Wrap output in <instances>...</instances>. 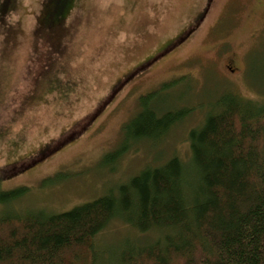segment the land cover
<instances>
[{
    "label": "rangeland",
    "instance_id": "rangeland-1",
    "mask_svg": "<svg viewBox=\"0 0 264 264\" xmlns=\"http://www.w3.org/2000/svg\"><path fill=\"white\" fill-rule=\"evenodd\" d=\"M3 1L1 189L27 191L0 204V217L65 212L145 166L186 160L188 132L226 92L264 101V0H0V7ZM187 32L182 45H168ZM170 81L177 82L160 93L157 107L187 106L191 114L157 143L143 141L115 163L103 161L139 111L138 99ZM40 152L47 154L29 165ZM132 234L113 220L97 244Z\"/></svg>",
    "mask_w": 264,
    "mask_h": 264
},
{
    "label": "trees",
    "instance_id": "trees-1",
    "mask_svg": "<svg viewBox=\"0 0 264 264\" xmlns=\"http://www.w3.org/2000/svg\"><path fill=\"white\" fill-rule=\"evenodd\" d=\"M176 82L138 99L139 111L103 161L115 163L140 142L157 143L191 114L187 106L157 107L160 93ZM211 106L188 132L186 160L171 156L145 166L65 212H5L0 264H264V101L226 92ZM5 178L0 170V204H13L27 189L2 190ZM113 220L132 236L98 245ZM145 234L155 237L138 239Z\"/></svg>",
    "mask_w": 264,
    "mask_h": 264
},
{
    "label": "flooded vegetation",
    "instance_id": "flooded-vegetation-1",
    "mask_svg": "<svg viewBox=\"0 0 264 264\" xmlns=\"http://www.w3.org/2000/svg\"><path fill=\"white\" fill-rule=\"evenodd\" d=\"M200 17H201V14H199V17H197V19ZM197 19H195V20H197ZM195 27H196V25H195ZM190 30H192V29H190ZM190 34H191L190 32L189 33L187 32L184 35H180L172 43H170L168 45H182L188 39L187 37H189ZM175 42H176V44H175ZM150 59H152V58H150ZM150 59H148V60H150ZM148 60H146V61H148ZM229 60H231V58ZM142 63H141V65H142Z\"/></svg>",
    "mask_w": 264,
    "mask_h": 264
},
{
    "label": "water",
    "instance_id": "water-1",
    "mask_svg": "<svg viewBox=\"0 0 264 264\" xmlns=\"http://www.w3.org/2000/svg\"><path fill=\"white\" fill-rule=\"evenodd\" d=\"M167 52H168V50L165 49L164 51L161 52V56L165 55ZM161 56H159V57H153L152 59L146 61L145 63H143L142 65H140L139 67H137L136 70H139V71L142 70L143 71L144 69L148 68L152 63H154L157 59H159Z\"/></svg>",
    "mask_w": 264,
    "mask_h": 264
}]
</instances>
